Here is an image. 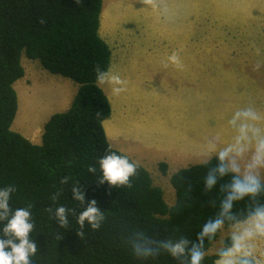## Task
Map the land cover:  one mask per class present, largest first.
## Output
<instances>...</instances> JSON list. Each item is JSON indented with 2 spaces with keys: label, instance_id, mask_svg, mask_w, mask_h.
<instances>
[{
  "label": "trees",
  "instance_id": "obj_1",
  "mask_svg": "<svg viewBox=\"0 0 264 264\" xmlns=\"http://www.w3.org/2000/svg\"><path fill=\"white\" fill-rule=\"evenodd\" d=\"M103 3L0 0V188L16 187L10 201L13 209L32 205L35 228L31 238L39 249L31 258L33 264H175L166 255L155 261L137 259L126 240L136 228L153 227L162 235L179 229L194 240L215 212L205 204L209 198L203 191L206 168L192 165L171 176L176 192L173 205L166 202L163 189L154 185L150 172L140 164L137 175L130 178L131 188L110 190L107 183H98L102 175L98 159L107 152L134 162L111 146L104 128L112 106L96 83L95 67L110 70L112 50L100 35ZM24 54L39 60L49 72L79 84L70 107L45 124L41 144L12 129L19 108L15 83L25 76ZM90 166L96 167L95 174L88 171ZM160 168L166 174L168 164L161 163ZM66 175L72 181L62 185L60 180ZM76 182L82 185L86 201L96 200L105 213L98 230L87 223L81 228L72 215L69 228H60L46 211L59 205L77 207L70 190ZM57 192L61 193L59 199L51 200ZM215 259V254H208L204 264H214Z\"/></svg>",
  "mask_w": 264,
  "mask_h": 264
},
{
  "label": "clouds",
  "instance_id": "obj_2",
  "mask_svg": "<svg viewBox=\"0 0 264 264\" xmlns=\"http://www.w3.org/2000/svg\"><path fill=\"white\" fill-rule=\"evenodd\" d=\"M75 3L80 5L84 0ZM139 3L156 7V0ZM168 61L183 67L176 52ZM260 68V63L254 66L255 71ZM95 73L97 85H110L114 95L127 90V81L111 70L96 66ZM227 129L230 139L225 140L223 130L213 133L205 139L198 156V163L206 168L203 191L209 198L205 204L215 209L214 214L201 225L194 240L179 229L171 235H162L155 227L132 230L126 243L134 257L155 261L166 255L175 264H204L208 246L215 244L219 236L214 264H264V111L251 104L238 108L227 120ZM98 164L102 173L99 184L107 183L110 190L132 187L130 178L137 175L138 165L127 156L109 151L98 159ZM88 171L95 174L97 169L90 166ZM71 181L72 177L66 175L60 183L69 185ZM16 190L12 184L0 188V222H4L0 229V264H33L31 258L39 249L31 238L35 228L32 205L13 209L10 201ZM70 190L77 207L59 205L46 211L60 228H69L72 215L81 228L87 223L93 230L100 229L106 216L97 201H86L79 182L71 183ZM60 195L55 193L51 200H58ZM85 204L86 208L78 212Z\"/></svg>",
  "mask_w": 264,
  "mask_h": 264
},
{
  "label": "rangeland",
  "instance_id": "obj_3",
  "mask_svg": "<svg viewBox=\"0 0 264 264\" xmlns=\"http://www.w3.org/2000/svg\"><path fill=\"white\" fill-rule=\"evenodd\" d=\"M250 1L254 0H242L241 2L240 0H156V7L152 8L140 4L139 0H104L100 35L110 45L116 60L123 57L129 62L137 50L141 52L160 48L174 49L180 47V45L195 47L194 42L196 40L198 45H215L218 48L210 49L222 51V53L210 57V62L225 63L229 62V58L221 60V55H227L223 47L228 46L227 49L232 51V48L237 45L235 53L238 51L239 55L234 57L235 62L261 64L262 69L254 74V80L260 84L256 89V93L259 94L248 95L246 101L249 103L252 101L251 95L253 98L257 97L256 104H262V108L259 107L258 109L264 110V94L259 92L260 89L264 92V15L261 19L262 25L258 26L259 34L257 38H254L252 20L250 24H247L248 28L251 29L248 36L242 34L239 18H237L239 6ZM225 2H227L226 6L222 7ZM236 8L238 9L237 12ZM245 16H252V10L246 13ZM187 20L188 22H186ZM228 20H231L232 23H228ZM188 33L190 34L187 35ZM158 35H163L164 39L158 38ZM242 52L246 55L243 56ZM138 58H141V54ZM24 65L28 73L30 72L32 75V72H36L37 76L31 79L30 84L25 80L27 86L30 85L28 87L15 86L18 93L19 108L12 129L25 137L32 130L42 140L44 129L42 126L36 125L48 122L52 115L64 111V107H61L59 102L65 95L67 88L54 83V80L68 81L73 85H77V83L62 75L49 72L39 60L29 59L25 54ZM133 65L135 63L129 64L131 69L135 68ZM40 70L54 79L47 80L44 75H39ZM100 87L107 91L108 94L102 88L107 96L111 94L116 98L115 104L117 106H122L117 111H126L129 107L130 113L134 117L148 118L149 124L156 123L157 119L158 123L162 121L160 124L170 127L182 129L185 127L184 130L188 133L192 128L189 127L192 122H213L220 117L218 113L215 114L212 111L218 105L214 93L223 89L222 84H215V86L206 89L212 95L213 100H206L197 96L192 101L186 100V102L180 100L177 103H170L160 100L145 104L124 103L122 97L129 93V87L119 95H114L111 87L107 84L100 85ZM124 120L125 126L129 129V116ZM152 130L154 131L153 135H158L157 132H161L155 125ZM126 139H129V137ZM129 148L132 147L129 146ZM149 152L150 150H139L135 154L139 157L141 153L144 156H149ZM163 162L165 161L162 160L153 167L148 168L154 185L163 188L166 202L173 205L176 201V192L170 179L173 173L176 172L174 170H178V168L171 167L169 169L168 165L167 173L164 174L160 168ZM220 240L221 237L209 250L208 254H215V248L219 245Z\"/></svg>",
  "mask_w": 264,
  "mask_h": 264
},
{
  "label": "crops",
  "instance_id": "obj_4",
  "mask_svg": "<svg viewBox=\"0 0 264 264\" xmlns=\"http://www.w3.org/2000/svg\"><path fill=\"white\" fill-rule=\"evenodd\" d=\"M241 1L242 0H240V2ZM226 4L227 2L223 3L222 7L226 6ZM237 10L236 8V12ZM251 10L252 16H245L246 13ZM263 15L264 0H254L240 5L237 18H239L242 34L249 36L251 29L248 28L247 24H250L252 20L254 38H257L259 34L258 26L260 27L262 25L261 19ZM186 22H188V20ZM227 22L232 23L231 20ZM189 34L190 33L187 35ZM158 38L164 39V36L158 35ZM194 45L195 47L180 45V47L174 49L160 48L143 50L141 52L137 50L135 54H133L130 62L129 60L123 59V57L120 60H116L115 54L112 52L110 70L113 74H118L123 80L127 81L126 87H129V93L125 97H122L126 104H145L160 100L170 103H177L180 100L186 102V100L192 101L193 98L197 96L202 99L213 100V98H211L212 95L209 94V91L206 89L215 86V84L223 85L221 91L214 93L217 97L218 105L213 108L212 111L215 114L218 113L220 117L213 122H192L189 126L192 128L188 133L185 132V127L183 129L179 127H170L160 124L162 121L158 123L157 119L156 123L152 122L149 124L148 118L134 117L130 113L129 107L126 111H117V109L122 106H117L115 104L116 98L111 94L108 95L112 106V115L104 122V128L109 143L114 149L128 155L136 164L142 165L149 172L150 170L148 167H153L162 160L168 163L169 169L171 167H177L178 170L199 164L198 156L207 137L217 131L223 130L225 140L230 139L231 133L227 129V120L236 109L250 104L257 108H262V104H256L258 100L257 97L253 98L251 95L252 101L250 103L246 101L248 95L259 94L256 93V89L260 84L254 80V74L258 71L254 70L256 64L253 62L240 63L233 60L235 56L239 55L238 51L235 53L237 45L232 48V51L227 49L228 46L223 47L227 55H221V60L229 58V62L225 63L210 62V57L212 58L215 54L222 53L221 50L214 51L210 49L218 48L215 45H198L196 40ZM225 45H227V43H225ZM198 46L203 48H199ZM173 52L178 53L183 65L182 68H177L168 61V57L171 56ZM140 54L141 58L139 59L138 56ZM242 54L243 56L246 55L244 52H242ZM22 62L24 65V56ZM132 63H135V65H133L135 68L133 69L129 66V64ZM261 69L262 68H260L259 71ZM25 70V76L18 80L15 86L23 85L24 87H28L30 85L27 86L25 80L30 84L31 79L37 76L36 72H32L31 75L26 68ZM39 75H44L47 80L54 79L41 72V70ZM54 83L67 88L65 90V95L59 102V105L64 107L63 110L66 111L70 107L79 89V84L73 85L63 80H54ZM105 92L107 93L106 90ZM259 92L264 94L261 89ZM261 111L264 110L261 109ZM128 116L130 131L125 126L124 120ZM46 123L47 122L41 123L36 126H42L44 129ZM154 125L163 133L157 132L159 133L158 135H153L154 131L152 127ZM181 126L183 127V125ZM18 128L20 129V127ZM164 128H167V130ZM128 137L129 139H126ZM172 137H174V139H172ZM27 138L35 144L42 143L41 137L38 138L36 133L32 130L28 132ZM129 146L132 148L130 149ZM139 150H150L149 156H144L143 153H141L139 157L135 154V152ZM178 170L174 171L177 172Z\"/></svg>",
  "mask_w": 264,
  "mask_h": 264
},
{
  "label": "bare ground",
  "instance_id": "obj_5",
  "mask_svg": "<svg viewBox=\"0 0 264 264\" xmlns=\"http://www.w3.org/2000/svg\"><path fill=\"white\" fill-rule=\"evenodd\" d=\"M180 78H182V77H180ZM163 87V86H162ZM172 92V91H171ZM230 108V107H229Z\"/></svg>",
  "mask_w": 264,
  "mask_h": 264
}]
</instances>
